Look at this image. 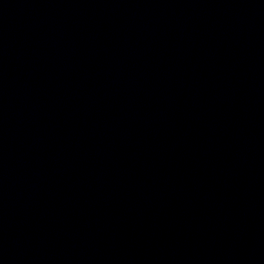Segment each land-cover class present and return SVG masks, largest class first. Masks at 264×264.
<instances>
[{"label": "water", "instance_id": "obj_1", "mask_svg": "<svg viewBox=\"0 0 264 264\" xmlns=\"http://www.w3.org/2000/svg\"><path fill=\"white\" fill-rule=\"evenodd\" d=\"M0 264H264V0H0Z\"/></svg>", "mask_w": 264, "mask_h": 264}]
</instances>
